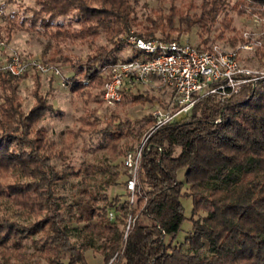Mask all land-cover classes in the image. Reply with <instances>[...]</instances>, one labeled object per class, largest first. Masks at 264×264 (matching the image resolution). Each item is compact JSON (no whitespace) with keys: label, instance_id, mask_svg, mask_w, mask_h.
Returning a JSON list of instances; mask_svg holds the SVG:
<instances>
[{"label":"trees","instance_id":"16d2710c","mask_svg":"<svg viewBox=\"0 0 264 264\" xmlns=\"http://www.w3.org/2000/svg\"><path fill=\"white\" fill-rule=\"evenodd\" d=\"M137 1L34 0V5L26 7L29 15L20 26L28 22L29 29L45 35L57 48L50 60L57 58L70 65L71 75L66 78L71 81V91L90 97L83 83L89 80V86L98 89L94 97L102 98L105 79L100 68L113 62L126 45L114 37L131 27L138 26L137 34L146 39L159 33L163 40H180L183 32L197 25L199 42L193 44L213 51L210 36L219 29L218 23L221 32L232 29L228 8L242 4L264 14V0H236L232 6L231 0H201L197 5L193 0H170L167 15L159 11L155 19L139 26L133 5ZM178 1L181 6L176 5ZM224 13L226 17L219 22ZM68 15L74 17L77 26L57 21ZM16 16L14 13L9 18L8 32L18 27ZM101 33L108 44L94 54L83 60L62 55L61 40L87 39ZM30 75L34 77L35 102L25 111L17 83L29 74L0 73V199L10 186L16 196L13 203L31 213L37 211L36 215L46 213L29 223H22L13 214H0V246L10 241L23 260L19 253L22 240L31 239L39 255L50 264H85L88 249L100 250L105 264H264V77L246 82L238 93L223 100L216 95L201 97L190 119L180 117L153 131L143 147L135 205L129 204L128 192L122 202L118 197L109 200L95 193V204L100 199L103 203L92 210L94 221L73 227L74 220L80 223L84 218H75L76 206L57 195L55 186L65 182L66 175L51 165V143L46 129L38 126L47 113L57 109L38 91L40 74L34 71ZM128 99L136 103L157 101L163 106V101L153 95L125 91L123 100ZM104 121L105 125L95 132L112 156L117 153L123 157L134 146L119 145V140L131 132L140 140L145 127L155 123L152 114L121 120L112 112ZM99 123L94 116L92 123L85 124ZM89 168L101 167L90 164ZM102 168L109 171L110 165ZM181 169L183 180L179 179ZM10 175L13 181L8 183L5 180ZM117 180L115 171L103 182L108 188ZM185 196L193 200L189 218L192 227L182 242H176L186 219L182 203ZM108 210L115 211L113 221L107 218ZM129 212L132 224L125 236L123 226ZM7 231L12 237L2 238ZM40 232L42 236L33 238Z\"/></svg>","mask_w":264,"mask_h":264},{"label":"rangeland","instance_id":"374dc122","mask_svg":"<svg viewBox=\"0 0 264 264\" xmlns=\"http://www.w3.org/2000/svg\"><path fill=\"white\" fill-rule=\"evenodd\" d=\"M200 1L193 0L195 5L199 4ZM235 2L236 0H231V6ZM0 5V40H3L6 44V46L0 48V59H6L9 53L15 50L26 58L40 56L47 63L59 64L64 76L71 75L69 64H65L57 58L53 61L50 60V56L53 55L57 48L49 44V39L45 35L29 29L28 22L24 26H20L21 20L29 15L25 11L26 7L34 5V0H0ZM133 5L136 21L140 26L148 24L150 19H155L159 11L167 15L171 3L170 0H138ZM176 5L181 6V1L176 2ZM195 11L199 12V8H196ZM14 13H17L15 23L18 27L8 32L6 25ZM227 16L231 18L230 28L232 29L221 32L220 24L218 23L217 27L219 29L213 30L211 33L210 46L214 50L219 51L236 50L241 62L246 67L255 70L254 75L258 77L257 79L264 77V14L252 12L246 5L243 7L240 4L234 9L228 8ZM225 17V13L221 14L218 21L221 22ZM57 21L63 23L70 22L74 26L78 25L71 15L58 18ZM131 30L137 33L139 27L133 26L127 33H120L114 39L124 40L126 43L125 37ZM199 32L198 26L194 25L192 30L183 32L180 38L198 44ZM175 35L174 33L171 37H175ZM159 36L160 34L157 33L155 37ZM107 44L106 36L104 33H101L99 36L87 39L66 38L59 42V48L63 56L74 60L78 58L83 60L87 55L94 54L100 46ZM136 56L137 53L131 51L130 47L126 44L123 50L117 54L116 58H135ZM33 72H28L29 76L19 80L17 83V94L21 107L25 111H29L35 102L34 77L30 75ZM39 74L40 83L38 91L43 96H46L48 101L57 109V112L47 113L38 122V126H43L46 129V137L49 143H51V150H49L51 165L66 175V181L58 183L55 186L56 193L62 196L67 203H72L76 206L75 218L81 216L84 218L80 223L76 220L72 222L71 225L77 227L94 221L91 219L90 214L97 205H102L103 203V200L100 199L95 204V193L106 195L109 200L118 197L120 202L128 197L124 177L121 175L123 171V154L117 156V153H115V156H112L109 148L103 146L99 134L95 132L98 128L105 125V115L112 112L121 120L128 118L132 120L140 119L151 113L153 105L157 101L136 103L128 99L122 100L116 106L109 107L104 103L102 98L94 97L98 89L91 88L89 84L84 86V89L92 94L90 97H87V93L78 95L70 90V86L68 88L63 87L61 85V77L51 74ZM250 81H255V79ZM131 92L134 94L153 95L159 101H163V106H169L172 101V93L170 89L165 87L144 86ZM94 116L100 119V123L97 126H93L92 124L86 126L85 123L87 121L92 123ZM84 118H89V120ZM138 129L136 127V130ZM150 129L151 126L145 127L144 135L140 140L135 138L134 132H131L128 136H123L119 140V145L125 146L127 144L129 146L133 144L135 148L142 142ZM113 157H116V160H114L115 158L112 160ZM90 164H95L101 168L99 170H92L89 168ZM106 164L110 165L109 171L102 168ZM116 164L119 165L115 166ZM115 171H118L117 184L106 188L103 180ZM179 179H184V169L179 171ZM5 181L8 183L12 182L13 177L10 175ZM6 191L5 197L0 199V214H13V217L22 223L33 222L45 216V211L41 212L40 215H36L37 211L31 213L16 205L12 201L16 197L13 189L8 186ZM136 199L137 196L134 197L135 202ZM182 203L186 219L182 223L181 230L177 233L176 242H182L192 227L189 218L192 214L193 200L191 197L185 196L182 198ZM130 213L128 214L130 215ZM201 214L204 215L205 212ZM123 229H126L125 225ZM42 235L40 232L33 238H39ZM11 237V231L5 232L2 236V238L7 239ZM72 238L75 239L74 236ZM21 245L22 248L19 253L23 255V260L19 259L17 255L18 250L10 241L0 246V264H13L16 262H22V264H50L44 257L39 255L31 239L22 240ZM85 260V264H105L104 256L100 250H86Z\"/></svg>","mask_w":264,"mask_h":264},{"label":"built area","instance_id":"2783aa9c","mask_svg":"<svg viewBox=\"0 0 264 264\" xmlns=\"http://www.w3.org/2000/svg\"><path fill=\"white\" fill-rule=\"evenodd\" d=\"M125 40L137 56L116 58L100 68L105 79L102 88L104 103L109 107L116 106L122 102L125 91L144 86L165 87L172 93L169 106L157 102L153 105L150 114L155 119L154 125L142 142L123 157L121 175L129 193V204L132 205L135 203L143 147L151 133L177 118L190 119L199 98L216 95L223 100L238 93L246 82L258 77L254 75V69L241 62L236 50L199 49L187 39H146L132 30ZM4 46L5 42L0 40V48ZM30 71L61 77V85L65 88L71 85L59 64L47 63L40 56L26 58L13 50L6 59H0V73L22 76ZM83 83L88 85L89 80ZM115 216L114 210H108L109 221H113ZM131 224L132 217L128 215L125 236Z\"/></svg>","mask_w":264,"mask_h":264}]
</instances>
